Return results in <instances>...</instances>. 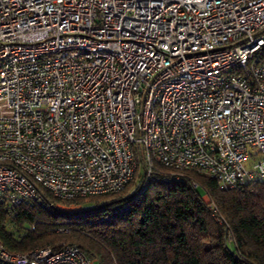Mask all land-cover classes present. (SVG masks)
Wrapping results in <instances>:
<instances>
[{
    "label": "built area",
    "instance_id": "obj_1",
    "mask_svg": "<svg viewBox=\"0 0 264 264\" xmlns=\"http://www.w3.org/2000/svg\"><path fill=\"white\" fill-rule=\"evenodd\" d=\"M263 54L264 0H0V200L120 192L137 148L144 185L156 165L264 183ZM0 259L96 264L1 240Z\"/></svg>",
    "mask_w": 264,
    "mask_h": 264
},
{
    "label": "trees",
    "instance_id": "obj_2",
    "mask_svg": "<svg viewBox=\"0 0 264 264\" xmlns=\"http://www.w3.org/2000/svg\"><path fill=\"white\" fill-rule=\"evenodd\" d=\"M136 155L135 177L117 193L64 200L39 187L35 203L0 200L5 249L75 244L96 264H264V183L224 189L206 174L156 165L144 185Z\"/></svg>",
    "mask_w": 264,
    "mask_h": 264
},
{
    "label": "rangeland",
    "instance_id": "obj_3",
    "mask_svg": "<svg viewBox=\"0 0 264 264\" xmlns=\"http://www.w3.org/2000/svg\"><path fill=\"white\" fill-rule=\"evenodd\" d=\"M247 165V167H250V165H249V163H247L246 164ZM143 172V169H141V173ZM140 180H141V178H137V180H136V184L138 185L139 184V182H140ZM132 189H130L129 191H128V193H132ZM80 207H78V208H76V209H69V210H77V209H79Z\"/></svg>",
    "mask_w": 264,
    "mask_h": 264
},
{
    "label": "water",
    "instance_id": "obj_4",
    "mask_svg": "<svg viewBox=\"0 0 264 264\" xmlns=\"http://www.w3.org/2000/svg\"><path fill=\"white\" fill-rule=\"evenodd\" d=\"M141 155V154H140Z\"/></svg>",
    "mask_w": 264,
    "mask_h": 264
}]
</instances>
